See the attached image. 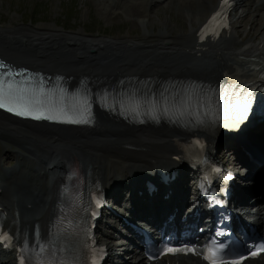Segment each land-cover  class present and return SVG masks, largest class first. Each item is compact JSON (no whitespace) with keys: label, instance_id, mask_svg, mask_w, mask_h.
<instances>
[{"label":"bare ground","instance_id":"1","mask_svg":"<svg viewBox=\"0 0 264 264\" xmlns=\"http://www.w3.org/2000/svg\"><path fill=\"white\" fill-rule=\"evenodd\" d=\"M220 2L221 0H208L210 7L207 9L201 4L202 10L209 16L218 9ZM231 2L232 8L237 9L245 6L247 0ZM142 6L137 5L141 8V13ZM130 9L134 13L139 11L134 7ZM250 10L252 11V6L249 13ZM205 13L201 17L206 16ZM202 23L203 21H200V26ZM200 26L194 27L183 37L169 31L154 36L145 33L147 36L139 40L124 39L120 42L113 39L93 42L82 34L74 37L63 36L56 34L54 30H51L50 34L39 31L31 35L24 32L25 29L19 28L23 33L14 35L13 30L0 29V56L9 62L32 69L38 68L66 75L71 79L69 81L72 85H78L83 78L88 77L89 83L95 87L116 83L127 76H152L163 79L199 77L208 81H224L233 76L248 80L264 77V29L259 31L256 28L259 32L256 38H261L257 43H254L252 38L246 42L238 41L232 29L225 31L218 39L200 42L198 35ZM6 32L10 34L4 35ZM74 39L79 45L76 50L84 54L83 59L66 55V52L74 51L70 48L75 46ZM95 48L96 53H93ZM129 52H133L134 55L130 57ZM197 134L206 138L210 153L214 154L216 146L214 134L206 132L191 134L168 123L139 126L100 111L94 127L87 129L22 121L0 112V139L17 142L22 151L15 156L22 157L21 160L31 161L37 167L34 171L19 164L11 168L1 166L0 214L6 217L7 226L17 236V241L27 236L33 239L35 223L39 224L44 237L48 234L57 212L65 167L74 159H78L83 167L90 171L94 181L105 189L108 183H120L129 193L134 184L142 180L134 188L143 194L136 193L129 198L134 211L127 210L126 218L135 217L138 212L155 211L161 203L178 206L185 199L187 176L197 173L194 168L196 165L184 147ZM247 134L249 140L259 139L260 144L264 145V123L250 129ZM236 138L237 136L230 140L234 149L252 151L251 142L244 143ZM6 147L7 145L4 148ZM226 153L229 151L223 156L228 161ZM9 154L14 155V151L1 153L0 160H7ZM239 154L245 159L241 160L242 163L253 164L256 169L259 167L256 162L261 157H257L255 152L253 160L249 159L245 152L240 151ZM110 156L114 160H109ZM176 157L184 161L177 179L169 186L160 183L158 192L151 195L144 186L146 180L159 166L169 168L178 166L179 164L174 161ZM108 161L112 164L111 170L117 165L122 167L127 165L126 178H120L116 169L110 178L107 177ZM45 172L53 176V180H50ZM147 175L149 177H146ZM169 191L170 196L164 200V195ZM123 193L127 195L124 190L119 191L118 188L111 191L116 200L123 198ZM236 198L244 199L242 190L237 191ZM263 210L264 208L260 211ZM105 240L107 239L104 237V242ZM117 248L126 249L127 246L124 243H117ZM109 249L113 250L114 247L111 246ZM17 251L18 245H15L5 256L6 264L15 262ZM167 261L174 264H189L181 257H168L162 263L152 264H166ZM193 263L199 264L198 261ZM252 263L264 264V260Z\"/></svg>","mask_w":264,"mask_h":264},{"label":"rangeland","instance_id":"2","mask_svg":"<svg viewBox=\"0 0 264 264\" xmlns=\"http://www.w3.org/2000/svg\"><path fill=\"white\" fill-rule=\"evenodd\" d=\"M254 1L257 2L253 3ZM201 4L207 9L210 7L208 0H0V29L3 31L13 30V32L15 31L14 35H21L23 32L20 31L23 29L26 30L24 32L31 35L39 33V31L50 34L51 30H54L56 34L63 36L74 37L80 34L93 42L104 39H113L116 42L124 39L133 41L149 34L154 36V34L159 35L169 31L183 37L194 27H198L200 21H204L207 17L208 14L206 15V11L202 10ZM137 5H143L142 13L141 8ZM244 5L239 7L232 16L234 34L240 42H246L252 38L254 43H257L261 38H256L259 33L256 28L259 31L264 29V0H247ZM251 6L252 11L250 10L249 13ZM132 7L139 11L134 13L130 9ZM204 13L206 16L201 17ZM143 21L146 23H142ZM188 29L189 31L186 32ZM7 34L10 33L6 32L4 35ZM74 41L75 46L69 45L74 51L66 52V55L83 59L84 54L76 50L79 46L77 40L74 39ZM96 50L97 48L93 50V53H96ZM128 55L131 57L134 54L129 52ZM16 143L0 139V155L9 150L21 152L22 148ZM6 145L7 147L4 148ZM8 147L14 149H7ZM219 156L221 155L219 154ZM229 156L232 159V153H229ZM10 157L11 160L0 161V168L4 165L11 168L19 159L13 155ZM110 159L114 160L111 156ZM25 163L23 162V164ZM111 165L108 161L107 171L109 173L106 174L107 177L110 178L113 170L116 169L120 178H126L128 175V171L125 170L127 165L124 167L117 165L112 170ZM118 208L122 209L119 206ZM117 227L118 225L114 224L108 229L114 231Z\"/></svg>","mask_w":264,"mask_h":264},{"label":"snow or ice","instance_id":"3","mask_svg":"<svg viewBox=\"0 0 264 264\" xmlns=\"http://www.w3.org/2000/svg\"><path fill=\"white\" fill-rule=\"evenodd\" d=\"M227 0H223L226 3ZM221 13H216L209 24L216 21ZM226 26V24H225ZM208 25L205 26L207 28ZM203 38V37H202ZM59 100L54 98L53 91H45L43 82H33L32 77L26 75V70H16L12 66L0 61V108H5L19 116H30L34 119L60 120L68 123H89L90 111L86 104L79 108L75 104L64 102V89H59ZM237 107H240L238 104ZM248 102H245L243 112L246 114ZM155 118V117H154ZM10 239L7 234H0V240ZM102 251V250H101ZM174 252L177 249H167ZM179 251H195V249L182 248ZM222 247L212 246L207 249L204 259L209 264H225L221 258ZM252 255H256L255 252ZM240 259H243L241 257ZM240 259L231 261V264H240ZM20 264H24L21 257ZM93 264H96L95 260Z\"/></svg>","mask_w":264,"mask_h":264}]
</instances>
